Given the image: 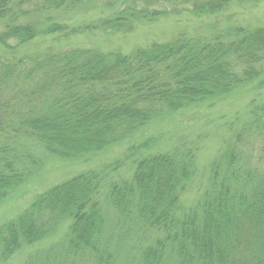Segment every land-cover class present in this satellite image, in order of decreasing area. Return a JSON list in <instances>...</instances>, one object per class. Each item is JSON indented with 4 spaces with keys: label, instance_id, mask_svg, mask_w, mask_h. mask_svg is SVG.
Masks as SVG:
<instances>
[{
    "label": "trees",
    "instance_id": "16d2710c",
    "mask_svg": "<svg viewBox=\"0 0 264 264\" xmlns=\"http://www.w3.org/2000/svg\"><path fill=\"white\" fill-rule=\"evenodd\" d=\"M259 1L0 0V45L9 50L0 55V205L31 175L24 162L31 156L18 150L23 136L53 157L80 159L133 138L166 112L222 98L264 74V25L226 27L209 38L181 32L129 52L52 45L16 55L20 44L38 36L125 35L172 11L200 17ZM86 4L108 14L70 23L55 16ZM153 142L149 137L129 145L123 163L134 164L131 179L105 184L107 200L118 219L131 224L128 230L154 235L138 248L136 264H166L174 252L177 264H264V162L251 166L234 147H225L188 206L181 195L196 178L194 151L148 153ZM98 182L103 178L94 171L81 172L35 195L0 224V261L67 222L56 264H73L77 254L92 264H114L100 233L105 217L95 196Z\"/></svg>",
    "mask_w": 264,
    "mask_h": 264
},
{
    "label": "rangeland",
    "instance_id": "374dc122",
    "mask_svg": "<svg viewBox=\"0 0 264 264\" xmlns=\"http://www.w3.org/2000/svg\"><path fill=\"white\" fill-rule=\"evenodd\" d=\"M89 6L91 4H86L70 14L55 13V16L61 21H67L68 17L67 23H70L94 20L108 14L104 7L92 10ZM34 17L37 19L36 15ZM261 25H264V0L246 2L242 5L233 3L222 13L200 17L172 11L167 17L153 23L136 25L131 33L125 35L92 32L69 36L66 39L60 38L59 41L57 35L38 36L34 40L20 44L16 55L38 52L52 45L57 49L93 46L103 51L118 48L123 52H129L135 46H144L152 41L170 40L181 32L187 33L188 36L202 34L209 38L226 27ZM1 29L2 27L0 31ZM7 51L9 50L0 45L1 56H6ZM255 79L252 84L230 89L222 98L191 105L178 112L169 114L166 112L164 117L150 121L137 132V135L131 137L132 139L122 140L108 146V149L80 159L53 157L43 150L42 145L23 136L22 145L18 150L27 151L31 156L32 162L31 159L24 161L28 163L25 165L31 169V175L0 205V224L18 214L35 195L78 173L94 171L97 178H103V183H96L94 191L97 192L95 196L100 202L99 212L105 217H102L105 222L100 231L108 238L105 250L115 257L114 264H136L138 248L147 245L154 235L148 233L150 235L141 236L140 230L137 233L128 230L131 224L118 219V212H114L107 200L108 187L107 190L105 188L107 183L131 177L134 164L129 159L123 163L127 147L151 137L154 142L148 153L191 148L194 151L193 161L198 179H193L185 187L181 203L193 205L199 198L205 182L207 184L210 167L214 162L222 161L220 155L225 147L229 145L234 147L244 157L246 156L251 166L257 165L259 159L264 162V157L261 156L264 147V74ZM144 153L140 151V154ZM115 161L119 163L117 168L113 171L111 168L106 169ZM66 224L67 222L54 228L53 233L40 242L23 245L8 260L0 261V264H56L59 258L55 256L64 246ZM80 245L84 244H79L78 252L82 250ZM84 251L87 254L88 250ZM176 255L174 252L171 259L166 257V264H177ZM72 259L73 264H92L87 255L77 254Z\"/></svg>",
    "mask_w": 264,
    "mask_h": 264
}]
</instances>
